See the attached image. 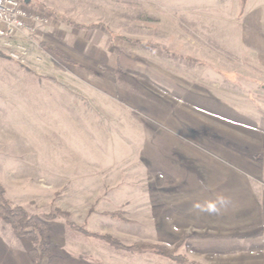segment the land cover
Masks as SVG:
<instances>
[{
	"label": "rangeland",
	"instance_id": "obj_1",
	"mask_svg": "<svg viewBox=\"0 0 264 264\" xmlns=\"http://www.w3.org/2000/svg\"><path fill=\"white\" fill-rule=\"evenodd\" d=\"M24 5L47 21L20 39L25 59L0 50V185L50 216L59 252L42 264H264V65L249 49L250 5ZM219 197L217 212L194 207ZM210 235L219 249L193 241ZM31 246L0 220V264H31Z\"/></svg>",
	"mask_w": 264,
	"mask_h": 264
},
{
	"label": "trees",
	"instance_id": "obj_2",
	"mask_svg": "<svg viewBox=\"0 0 264 264\" xmlns=\"http://www.w3.org/2000/svg\"><path fill=\"white\" fill-rule=\"evenodd\" d=\"M19 1L23 3V0ZM240 1L242 5L246 2V0ZM59 56L62 57L61 59H64L63 55L59 54ZM110 215L121 218V214L118 212L110 213ZM49 217L48 215L39 216L30 214L23 207L12 205L5 197L4 188L0 185V220L11 227L17 238L27 241L32 245L27 251V256L31 264L46 263L47 260L55 257L59 252V248L50 242L52 225L48 219ZM77 229H79V227H77ZM83 229L84 228H81L80 230L84 231ZM100 237L109 244L120 249L122 248L138 252L149 250L172 260L181 262L186 261L184 256L174 254V250L161 244L148 242H133L126 244L109 234H104Z\"/></svg>",
	"mask_w": 264,
	"mask_h": 264
},
{
	"label": "built area",
	"instance_id": "obj_3",
	"mask_svg": "<svg viewBox=\"0 0 264 264\" xmlns=\"http://www.w3.org/2000/svg\"><path fill=\"white\" fill-rule=\"evenodd\" d=\"M23 3L0 0V50L16 61L29 55V49L20 39H28L38 25L47 21L39 11L31 10Z\"/></svg>",
	"mask_w": 264,
	"mask_h": 264
},
{
	"label": "crops",
	"instance_id": "obj_4",
	"mask_svg": "<svg viewBox=\"0 0 264 264\" xmlns=\"http://www.w3.org/2000/svg\"><path fill=\"white\" fill-rule=\"evenodd\" d=\"M247 4L250 5L249 12L246 14L250 20L252 25L251 34L249 37V49L255 55L254 61L256 64L264 65V0H246L245 4L242 5L245 9H247ZM219 236H211L208 238L202 237H193V241L196 238H200L201 244L204 246H208V242H215L216 244L209 245L210 247H214L215 249H219L218 239ZM203 246V247H204Z\"/></svg>",
	"mask_w": 264,
	"mask_h": 264
},
{
	"label": "clouds",
	"instance_id": "obj_5",
	"mask_svg": "<svg viewBox=\"0 0 264 264\" xmlns=\"http://www.w3.org/2000/svg\"><path fill=\"white\" fill-rule=\"evenodd\" d=\"M224 203V198L219 197L216 202H210L206 204H195L194 207L199 209L200 211H207V212H217L218 211V204L222 205Z\"/></svg>",
	"mask_w": 264,
	"mask_h": 264
},
{
	"label": "water",
	"instance_id": "obj_6",
	"mask_svg": "<svg viewBox=\"0 0 264 264\" xmlns=\"http://www.w3.org/2000/svg\"><path fill=\"white\" fill-rule=\"evenodd\" d=\"M29 1H30V0H23V2H24L25 4H29Z\"/></svg>",
	"mask_w": 264,
	"mask_h": 264
}]
</instances>
